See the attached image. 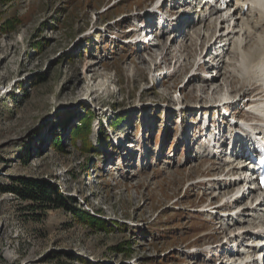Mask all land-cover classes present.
<instances>
[{"label":"rangeland","instance_id":"rangeland-1","mask_svg":"<svg viewBox=\"0 0 264 264\" xmlns=\"http://www.w3.org/2000/svg\"><path fill=\"white\" fill-rule=\"evenodd\" d=\"M155 2L0 0V264H219L224 257L207 255L226 238L216 212L200 211L221 197L195 184L224 167L187 152L179 127L182 118L197 137L198 114L216 112L237 86L216 95L200 76L207 70L194 65L200 53L213 61L212 22L196 37L186 30L156 47L127 42L134 18ZM13 17L20 21L8 28ZM179 105L185 109L175 111ZM235 106L241 118H256ZM86 121L74 141L73 127ZM100 127L109 134L99 148ZM87 136L99 150L85 147ZM21 178L50 183L66 205L45 209L9 190Z\"/></svg>","mask_w":264,"mask_h":264},{"label":"bare ground","instance_id":"bare-ground-1","mask_svg":"<svg viewBox=\"0 0 264 264\" xmlns=\"http://www.w3.org/2000/svg\"><path fill=\"white\" fill-rule=\"evenodd\" d=\"M170 1L176 3L179 0H170ZM236 1H237V6L235 7V11L228 19L217 17L215 18L214 21H212V23H214L215 30H211L210 31L211 34L209 35L211 37L213 32L215 31L214 36L216 40L214 39L215 41H213V39H211V42L208 44V50L210 51L211 48H214L215 46V54L213 56V61L208 59L207 57L208 53L207 56L200 55L201 54L200 53L196 58V63L194 65L195 66L198 65L197 69L199 67L200 68L204 67V70H207V73L205 75L201 74L200 76H203V79L206 80L205 83L208 84V85L206 84L207 86L213 84L216 85L212 92L215 93L216 95L221 93V91H223L224 89H229V86L232 85V83L234 82V84H236L237 87L231 90L236 95L234 98H232L233 100H231L232 102H234L233 106L232 105L230 106L233 107V114H236L234 111L236 107L235 105L246 106L249 104L250 107L248 109L250 111L249 113H251L249 114L250 117H252V115L254 114L259 119L253 120V122L249 121L250 123L249 125L246 124L243 125L245 130H248L249 128L255 129V131L263 130L262 127L264 125V118H263L264 117V2L263 0H236ZM189 4H190L189 2L185 3V6L182 5L181 8L178 6L177 9H175L174 6H172V8L174 9L173 12L177 10L181 11V15L177 18V21L175 23L176 30L181 31V33L182 31L183 32L185 31L186 26L191 22V18L183 17L182 15L183 13H186L185 10L182 8L183 7L187 8ZM247 4L248 7L247 9H245V5ZM134 19L136 20L137 17H135ZM179 19H181L180 22ZM196 21L198 22V20ZM210 23H211L210 21H205L204 24L201 23L203 25L200 26L198 29H204V27L206 26L210 28L211 27ZM198 29L195 30L193 33H191L189 37L193 38L198 36L199 34ZM176 30H174V32ZM166 34H168V32L163 34L161 38H164ZM186 34L188 36V33H185V35ZM143 40L144 37L141 36L140 41L138 43L139 44L144 43ZM218 41H221V44L219 46L216 45ZM154 42L150 44L153 45V47L158 46L159 43L153 44ZM164 47L167 49L169 48L168 46H164ZM182 47L185 49L186 45H183ZM210 53L211 55L213 54L211 51ZM165 57L166 56H163V58ZM163 62L161 61L157 63L155 61L152 63H154L155 67H158ZM177 69L176 71H178ZM212 69L216 70V73L214 75L213 73H210L212 72ZM90 71L91 72L93 71L92 66L90 68ZM195 72L196 71H194V73ZM94 74L91 76V79L93 80L96 78V75ZM197 76L198 74L197 75L192 74L191 80L196 81ZM223 76H224V82L219 84L218 82H220V79ZM155 78L158 79L159 77L155 76ZM254 89L257 90V93L254 94L255 97L253 98L251 94ZM221 102L223 103V100L219 101V104H217L214 107L215 108L214 110H217L220 104L222 105ZM259 113L261 114V116L259 115ZM254 134H256V132H254ZM203 137L204 136L201 134H199L198 137H195L198 138L196 140V143L200 141V139H202ZM186 138L187 136L184 135V137H182V141L183 143L185 142L184 144H186V146L189 147V144L186 143ZM199 145L198 147L202 148V145L200 146ZM169 160H167L168 163L171 162V160L170 161ZM223 162L221 161V164L220 163L218 164H220L221 167L223 165L224 167L223 171H226L225 176L229 175L231 171H235L236 169H238L236 167L229 168V165ZM243 169H245V167H243ZM199 183L200 184L207 183V185L210 186V188L208 189L212 188V190L208 192L212 193L213 198L219 195L220 197H222L221 201L223 199L225 200L223 203L219 204L218 207H211L212 204L209 202L208 205H206L205 208L201 209L200 211L202 213H210V215L211 214L214 215V212H216L215 218L218 220V222L219 223L221 222V224L226 223V225L220 227L222 229V232L225 234L224 238H227V236L229 235L226 242H223L222 245L219 244L216 247L206 248L207 255L212 251L213 252L215 251L216 252L215 254L218 256H220V254L225 252L224 253L225 256H230V257L234 256L235 263L233 264H264V258L261 259L258 256L261 252L264 251V246H263L264 245V214H263L264 196L260 198L255 190H250L248 193H242L241 196H238V192L241 191V188H244V184L241 180L234 182L231 181L229 184L227 183L223 186L224 179H220V177L219 178L212 177L210 179H205L203 181L195 182L196 186ZM233 197H234V201L232 202V204H230L228 202V199ZM250 214L253 216L254 220L249 222L248 226H244V223L248 222L244 217H247ZM233 220L235 221L233 222ZM250 239H252L253 241L251 244L248 242ZM232 241L233 243H236L235 246L237 248L238 247L241 248V252L238 249L237 250L234 249L235 247L234 245L230 246L227 244V243H231ZM221 247H223L222 250ZM236 256L237 258H235ZM223 263L225 264V261L224 259H221L220 264Z\"/></svg>","mask_w":264,"mask_h":264},{"label":"trees","instance_id":"trees-1","mask_svg":"<svg viewBox=\"0 0 264 264\" xmlns=\"http://www.w3.org/2000/svg\"><path fill=\"white\" fill-rule=\"evenodd\" d=\"M19 21H20L19 18L13 17L12 19L8 20L6 26L9 28L12 25L17 24ZM88 123L89 122L86 121L84 124H82L79 127L78 126L73 127L74 129H72V135H71L73 140L76 138V135L81 134L82 129L87 128L89 126ZM103 129L105 128L103 127ZM103 129L101 128L99 131L98 143L96 144L97 146H99V148L102 147L103 144H105L104 137L109 134V133L107 134L105 133L106 129L105 131L102 132ZM85 138H86V144H85L86 148L91 149L93 147V150H95V148L96 150H99L97 146L96 147L93 146L92 140L91 139L89 140L88 136ZM9 190L19 194L25 200L32 201L35 204V206H40L45 209H49L52 207L61 208L66 205L65 200L67 199L58 192L55 186H52L48 182H43L32 178H21L19 182H17L15 186L9 188ZM77 214L82 217L84 215V212L78 211ZM83 218L84 219L86 218V220H91L92 222L93 221L96 222L97 220L99 224L102 223L104 224V222L101 219L95 217L90 213H88V215L86 216H83Z\"/></svg>","mask_w":264,"mask_h":264}]
</instances>
